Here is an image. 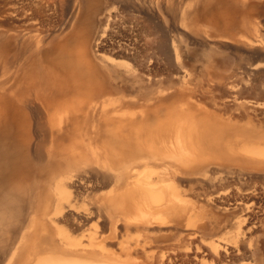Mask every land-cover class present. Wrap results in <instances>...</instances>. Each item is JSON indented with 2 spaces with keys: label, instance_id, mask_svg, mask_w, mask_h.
<instances>
[{
  "label": "bare ground",
  "instance_id": "6f19581e",
  "mask_svg": "<svg viewBox=\"0 0 264 264\" xmlns=\"http://www.w3.org/2000/svg\"><path fill=\"white\" fill-rule=\"evenodd\" d=\"M1 2L0 264H264V0Z\"/></svg>",
  "mask_w": 264,
  "mask_h": 264
},
{
  "label": "rangeland",
  "instance_id": "374dc122",
  "mask_svg": "<svg viewBox=\"0 0 264 264\" xmlns=\"http://www.w3.org/2000/svg\"><path fill=\"white\" fill-rule=\"evenodd\" d=\"M2 0H0V11H1V8H2V2H1ZM170 5V4H169ZM173 4H171L170 6H172ZM173 9V8H172ZM169 10V9H167L169 12H171V11H175V10H177L176 11V13H174V12H171V14L169 15V14H165V17H166V24H167V26L169 27V28H178V31H175V30H173V33H172V35L174 36V35H176V37L177 36H179L180 37V39L182 38V40H181V48L179 47V49L180 50H182V48H183V50H184V48L185 47H187L188 48V50H189V52L187 51V53L185 52V50L183 51L182 50V52H184L185 54H186V57H183L184 59H185V62H184V64L183 65H181L180 67H179V71H177L179 74H184L185 75V78L187 79V77H186V75H189L190 76V78L191 79H189V76H188V80L189 81H191V83L193 82V81H195L196 83H204V84H206L208 81L207 80H209L210 81V75L208 76V74H209V72H208V70H207V66H206V71H204V73H202V71H203V69L202 68H205V67H203L204 65L203 64H206L207 62H205L207 59H206V57L205 58H203V60H202V57L201 58H199L201 61H202V64H199V63H201V61H195L193 58H192V56H193V52H194V54H195V50H198L197 49V47L196 46H193L192 44H190L189 45V43L186 45V41H188V40H186L187 39V37H185L186 35H185V31H189V28H188V26H190L189 24H190V21H189V16L187 17V16H185V15H183V14H185L184 12H183V8H181L180 7V11H179V7H178V9H176L175 8V10ZM177 13H178V17L181 19V22L183 21V24L185 25V27H183L184 25L180 22V19H179V21L178 20H176L177 18ZM176 15V16H175ZM1 16V15H0ZM171 16H175V21L177 22H179V24H177V23H175V24H177V26L178 25H180V24H182L181 25V30H180V26H176L175 24H173V21H171V20H173V18L171 17ZM57 17V16H56ZM56 17H52L53 19H55ZM184 17V18H183ZM15 20H13L12 22L14 23V25H16L17 23H20V21H21V23H23V21L22 20H20V18H14ZM18 22H17V21ZM20 20V21H19ZM170 20V21H169ZM15 21V22H14ZM25 22V21H24ZM12 23V24H13ZM2 24H3V22H2V20H1V17H0V31L3 29V27H4V24H3V26H2ZM172 26V25H174L173 27H170V25ZM188 24V25H187ZM18 25V24H17ZM187 26V27H186ZM2 27V28H1ZM185 28H187L188 30H185ZM182 29H184V30H182ZM182 31V32H181ZM177 32V33H176ZM181 34V35H180ZM183 35H185V36H183ZM51 38V36L50 37H47V38H45L46 39V41L45 42H47L49 39ZM184 40V41H183ZM183 42V43H182ZM186 42V43H185ZM205 59V60H204ZM198 62V63H197ZM197 63V64H196ZM199 65V66H198ZM203 65V66H202ZM197 66V67H196ZM200 69H202V71L200 70ZM197 70V71H196ZM205 70V69H204ZM192 71V72H191ZM175 72V71H174ZM195 72V73H194ZM200 72H201V74H200ZM205 72H207V73H205ZM191 74V75H190ZM193 74H195V75H193ZM206 74V76L204 77V75ZM208 76V77H207ZM196 78V79H195ZM185 79V80H186ZM205 79V80H204ZM187 80V82L190 84V85H192L193 86V83L191 84L189 81ZM201 80V81H200ZM204 80V81H203ZM206 82V83H205ZM196 83H194V84H196ZM263 146V145H262Z\"/></svg>",
  "mask_w": 264,
  "mask_h": 264
}]
</instances>
